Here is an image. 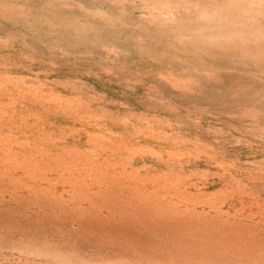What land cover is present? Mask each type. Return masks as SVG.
Returning <instances> with one entry per match:
<instances>
[{
  "label": "rangeland",
  "instance_id": "obj_1",
  "mask_svg": "<svg viewBox=\"0 0 264 264\" xmlns=\"http://www.w3.org/2000/svg\"><path fill=\"white\" fill-rule=\"evenodd\" d=\"M146 1L0 0V264H264L260 0ZM82 10L158 50L105 53Z\"/></svg>",
  "mask_w": 264,
  "mask_h": 264
},
{
  "label": "bare ground",
  "instance_id": "obj_2",
  "mask_svg": "<svg viewBox=\"0 0 264 264\" xmlns=\"http://www.w3.org/2000/svg\"><path fill=\"white\" fill-rule=\"evenodd\" d=\"M146 3L147 1L144 0ZM217 8H220L223 0H213ZM241 1H236L234 2V5H238ZM233 4V3H232ZM114 6V5H113ZM252 8V6H250ZM258 9H264V0H260L258 3ZM245 8V7H244ZM251 15V13L249 14ZM233 18H235L233 21L229 19V22L227 24L224 23V25H215V29L219 32V36H223L222 38L219 37L221 40L220 42H227L228 43H223L221 47L225 49L228 53L226 54L225 58H229L232 60L230 64L236 66L238 68L237 73L238 74H243L245 72H248L247 68H239L234 62V51L232 47H230L231 44H238L242 42L240 40V35L239 31H237L238 26L240 24L246 25V19H241L238 14H233ZM250 18V17H249ZM203 27L207 26L206 24H203ZM72 28L78 29L82 32H86L88 34H95L97 33V36H95V43L97 44V47H100L102 50L105 51L107 54H111L115 49L116 50H121L125 52L126 54H134L136 57L137 56H142V55H149L151 56L154 51H157L158 48L156 47L157 41H161L163 35H157L151 32L149 29L145 27H139V31L141 34V37H139V40H132L130 37L126 36L127 34L124 33L122 34L121 32L124 31L123 28L118 27L117 29L107 23L105 24L102 22V20H99V18H96L95 16H91L89 13L86 12V10H82L79 13H77V16L74 19V23L71 25ZM228 26H234L228 27ZM98 27H100L101 30L105 31L103 34H99L98 32ZM228 27V28H227ZM230 30V32H228ZM96 31V32H95ZM143 32V33H141ZM46 36L45 34L41 33L40 37ZM261 35L263 36L264 39V33L262 32ZM49 38V36H46ZM248 39V38H247ZM42 40V39H41ZM165 40L169 41L168 44H174V41L169 38L168 36H165ZM43 42V41H41ZM65 44V43H64ZM66 45L67 47H71L72 43L70 38H67L66 40ZM204 45V44H203ZM206 45V44H205ZM248 44H246V47ZM244 53V52H242ZM246 54V53H245ZM251 62L253 64L256 62L261 63L262 61L256 59L253 57L252 54H246ZM254 60H256L254 62ZM254 73L251 72L250 75H253ZM256 75V74H254ZM257 76V75H256ZM263 77V74H261ZM259 81V77L257 78ZM249 81V80H247ZM208 83H211L209 87L204 84H200V92L202 95H204V101L206 102H211L213 104H218L220 101H227V99H230L233 95H231V91L228 89L226 84H219L218 82L215 81H209L207 80ZM255 82H253L252 85V90L249 88V92L251 91V94L257 98L258 101L262 100L264 102V93L259 97L260 95L258 94L256 85H254ZM236 98L233 99L235 101ZM198 101V98L195 100ZM218 102V103H217Z\"/></svg>",
  "mask_w": 264,
  "mask_h": 264
}]
</instances>
